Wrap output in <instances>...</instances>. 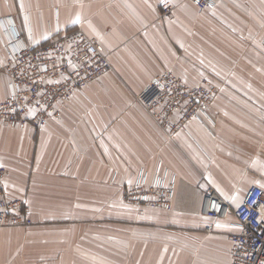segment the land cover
Listing matches in <instances>:
<instances>
[{
    "label": "crops",
    "instance_id": "obj_1",
    "mask_svg": "<svg viewBox=\"0 0 264 264\" xmlns=\"http://www.w3.org/2000/svg\"><path fill=\"white\" fill-rule=\"evenodd\" d=\"M216 1L208 11L189 0H0V102L13 33L39 44L76 28L98 38L113 65L75 92L59 121L0 123L5 189L26 201L34 221L0 228V264H220L206 257L217 259L225 242L231 254L235 216L206 217L201 205L208 186L233 207L242 201L236 191L264 189V0ZM169 68L189 80L208 69L229 81L216 85L211 120H192L171 139L136 97ZM157 162L176 180L174 209L151 216L137 236L125 228L131 209L114 197L129 179L113 173ZM209 225L206 243L199 228Z\"/></svg>",
    "mask_w": 264,
    "mask_h": 264
},
{
    "label": "built area",
    "instance_id": "obj_2",
    "mask_svg": "<svg viewBox=\"0 0 264 264\" xmlns=\"http://www.w3.org/2000/svg\"><path fill=\"white\" fill-rule=\"evenodd\" d=\"M190 1L208 11L217 5L215 0ZM170 10L169 6H165L161 16L168 15ZM93 38L78 30L52 35L47 41L35 44L25 43L21 34L13 33L7 44V64L12 76L9 92L0 103V123L15 129H42L51 121L59 120L67 102V93L74 94L75 89L85 87L112 69L103 44L97 39L93 41ZM26 75H31V85L22 81ZM173 75L172 70H168L145 89L147 93L153 92V96L164 93L165 100L156 102L154 99L147 105L139 96L170 138L177 132L185 131L190 119L206 122L202 120L201 113L211 120L204 108L207 101L210 102L216 96L215 89L210 90L204 87L206 85L193 89L182 81L178 82ZM169 97L177 98V102L170 104L167 100ZM60 99L64 100L60 102ZM170 105L173 109L167 107ZM4 170L0 167V226H27L31 224L28 208L21 199L7 197ZM135 182L138 186L131 189L137 188L139 192L137 195L133 192V201L171 209L175 182L174 179H168L160 162H157L153 176L149 177L141 169ZM201 214L219 219L235 216L236 221L231 224L234 228L229 233L231 264H264L262 187L252 185L248 188L237 207H233L214 187H209L203 197ZM212 228L209 226L208 229Z\"/></svg>",
    "mask_w": 264,
    "mask_h": 264
},
{
    "label": "rangeland",
    "instance_id": "obj_3",
    "mask_svg": "<svg viewBox=\"0 0 264 264\" xmlns=\"http://www.w3.org/2000/svg\"><path fill=\"white\" fill-rule=\"evenodd\" d=\"M222 1H224L225 3H227V4H233V5H238V4H235V0H222ZM238 2L240 1V0H237ZM242 1V0H241ZM240 1V2H241ZM245 2V1H244ZM79 29H76V28H74V29H69V30H63V31H57L55 34H53V35H58V34H67V33H69V32H74V31H78ZM80 31V30H79ZM52 36V35H51ZM92 37V36H91ZM96 38L94 37L93 38V41H96L95 40ZM100 41V40H99ZM105 53H107V55H108V58H109V54H108V52L105 50ZM110 59V58H109ZM111 61V60H110ZM4 70V69H3ZM5 70L8 72V75H9V77H11L12 76V70H9V67H8V64H7V62H6V64H5ZM168 70H172V73L174 74L173 75V78H175L178 82L179 81H182L184 84H186L187 86H189L190 88H193V89H195V88H200V87H202V86H204V85H206V86H204V87H207V88H209L210 90H214L215 89V95L216 94H218V90L216 89L217 88V83H224V82H229L228 80L227 81H224V79L223 78H217L218 76H213V71H211V70H208V69H204L203 71H202V74H199V75H194V78L195 79H193V80H189L188 78L186 79L185 77H183L182 75H180L174 68H169V69H166L165 70V72L166 71H168ZM164 72V73H165ZM33 79H32V77H31V75H26L25 76V78H23V82L24 83H27V85H31L32 84V81ZM96 81V80H95ZM154 80H152V81H150L145 87H144V89L141 91V92H139L137 95H136V97H137V100H140L139 99V96H140V98H143L142 100H144L145 102H146V104L147 105H149L150 104V102L151 101H153L154 99L156 100V102L157 101H159V100H165V98H166V95L164 94V93H161V94H156V95H154L153 96V92L151 93L150 91L147 93V92H145V89L148 87V86H150L151 85V82H153ZM94 82V81H93ZM93 82H90L88 85H90L91 83H93ZM88 85H86L85 87H87ZM63 87V86H62ZM85 87H81V88H78V89H75L76 91H79V90H82V89H84ZM75 91V92H76ZM75 92H74V94H75ZM74 94H72V93H67L66 94V100H67V102L64 104V106H63V114H64V109L65 108H67L68 106H70L71 105V103H72V101H73V95ZM215 99V97L213 98V99H211V101L209 102V101H207L208 103L205 105V110L206 111H208V113H209V115L210 116H212L213 115V113H212V108H213V105H212V103H213V100ZM4 100V99H3ZM2 100V101H3ZM64 99H60V102H62ZM167 100H169V102H170V104H173V103H175V102H177V98H168ZM208 100H210V99H208ZM1 101V102H2ZM0 102V103H1ZM167 107H169V108H171V105L170 106H167ZM171 109H173V107L171 108ZM170 112H171V110H170ZM202 114V120H210L209 118H206V117H204L205 115L203 114V113H201ZM187 115H189V114H187ZM61 119V118H60ZM59 119V120H60ZM58 120V121H59ZM192 120H197V119H190L189 121H188V123H187V125L189 124V122L190 121H192ZM205 124V123H204ZM2 125H4L5 127H10L8 124H2ZM27 128H31V127H27ZM43 128V127H42ZM14 129V128H13ZM34 129V128H33ZM178 134V132L177 133H175L174 135H173V137H175L176 135ZM3 168V167H2ZM141 169H144V168H141ZM145 170H146V168H145ZM5 171V175H7V170L5 169L4 170ZM139 171H141V170H139ZM139 171H136V172H134V173H121V172H118V171H115L114 173H113V179L114 180H116L117 179V177L118 176H122V181H125V180H127V179H129V181H127L126 183H122L123 184V188H121V189H117V190H114V197H122V199L125 201V203L127 204L126 205V209H131V214L132 215H129L128 217L130 218V220H128L127 219V216H126V225H125V228H126V230H129V231H135V233H137V236H139V234H138V232L139 231H144V230H146V229H150L149 227L150 226H152L153 225V223H154V221H153V217H151V216H154V215H156V216H159V215H166V214H171L172 212H173V209H174V203H173V205H172V207H171V209L170 210H168V209H163V207H161V206H149V205H147V204H139V203H136L135 201H133V199H132V196L134 195V194H138V192H139V189H137V188H134L133 190L131 189L132 187H134V186H138V183H136L135 182V180L137 179V176H138V173H139ZM132 181V182H131ZM174 190H173V192H172V194H173V198L175 197V188H176V180H175V178H174ZM5 185V184H4ZM209 187H212V186H208V188ZM207 188V189H208ZM207 191V190H206ZM205 191V192H206ZM133 192H135L134 194H133ZM240 191H236L235 192V195H239V196H242L241 197V199H243V196H244V194H245V192H244V194H242V193H239ZM243 192V191H242ZM237 193H239V194H237ZM6 195H7V197L8 198H11V199H13L14 197H10L9 195H8V193H7V191H6ZM18 199H21V198H18ZM23 202H24V204H25V206L28 208V211H29V207H28V205H27V203H26V201L25 200H23V199H21ZM173 202H174V199H173ZM29 217H30V215H29ZM156 218H158V217H156ZM30 220H31V224H29V225H27V226H0V228H4V227H30V226H32L33 224H34V221H33V219L30 217ZM210 223V222H209ZM208 223V224H209ZM179 224V223H178ZM209 226H212L213 227V225H209ZM209 226L207 227V229H205V227L203 228V230L202 229H200L199 228V230L201 231V232H203L204 233V237L206 238L205 239V242L207 243V241H208V239L210 238V234L211 233H208L209 231L211 232L213 229H214V227L211 229V230H209L208 228H209ZM159 227H161V228H164L163 226H159ZM167 228H170V226L169 227H167ZM172 229H178L177 227H172ZM141 233V232H140ZM132 234V232L129 234V235H131ZM146 236H148L147 234H145ZM129 237V236H128ZM207 245V244H206ZM228 244H227V242H225L224 243V247L222 248V251L220 252H216L217 253V259H215L213 256L212 257H210V258H207L206 257V259H208L209 261H214V262H218V263H220V264H222V260L220 259V257H227V264H230V262H229V259H230V257H231V254H230V251H229V249H228ZM215 253V254H216ZM212 259V260H211ZM226 261H225V264H226Z\"/></svg>",
    "mask_w": 264,
    "mask_h": 264
},
{
    "label": "bare ground",
    "instance_id": "obj_4",
    "mask_svg": "<svg viewBox=\"0 0 264 264\" xmlns=\"http://www.w3.org/2000/svg\"><path fill=\"white\" fill-rule=\"evenodd\" d=\"M190 1V0H189ZM215 2H216V4H217V1L215 0ZM216 7V6H215ZM215 9V8H214ZM213 10V9H212ZM169 12H171V10L169 11ZM88 35V34H87ZM89 36V35H88ZM97 40H99L98 38H96ZM101 42V41H100ZM102 43V42H101ZM103 44V43H102ZM104 46V45H103ZM104 48H105V46H104ZM106 50V49H105ZM110 65H111V68H113V65H112V63H110ZM112 70V69H111ZM110 72V71H109ZM108 73V72H107ZM106 75V74H105ZM104 76V75H103ZM102 77V76H101ZM100 78V77H99ZM140 99V98H139ZM139 103H141V105L143 106V108L149 113V115L151 116V118L154 120V122L156 123V125L160 128V129H162V130H164L163 128H162V126L160 125V123H158L157 122V120L155 119V117L148 111V108H147V106H146V104H144L142 101H141V99L140 100H137ZM12 128V127H11ZM165 131V130H164ZM166 132V131H165ZM167 133V132H166ZM167 135H168V133H167ZM169 139H171L170 137H169ZM155 169L156 168H154L153 170H145V172H147L148 173V175H149V177L152 175H154L155 174Z\"/></svg>",
    "mask_w": 264,
    "mask_h": 264
},
{
    "label": "snow or ice",
    "instance_id": "obj_5",
    "mask_svg": "<svg viewBox=\"0 0 264 264\" xmlns=\"http://www.w3.org/2000/svg\"><path fill=\"white\" fill-rule=\"evenodd\" d=\"M21 8H23V5H22V4H21ZM79 20H80V18H79V16H77V17H76V21H75V22H76V23H78V22H79ZM233 199H235V198H233Z\"/></svg>",
    "mask_w": 264,
    "mask_h": 264
},
{
    "label": "trees",
    "instance_id": "obj_6",
    "mask_svg": "<svg viewBox=\"0 0 264 264\" xmlns=\"http://www.w3.org/2000/svg\"><path fill=\"white\" fill-rule=\"evenodd\" d=\"M47 41V40H46Z\"/></svg>",
    "mask_w": 264,
    "mask_h": 264
}]
</instances>
